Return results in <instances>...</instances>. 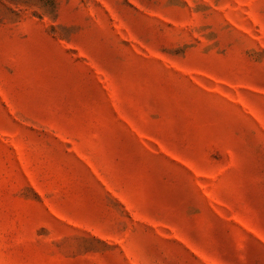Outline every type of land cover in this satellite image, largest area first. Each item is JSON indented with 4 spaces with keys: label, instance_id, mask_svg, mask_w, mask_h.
Returning <instances> with one entry per match:
<instances>
[{
    "label": "rangeland",
    "instance_id": "obj_1",
    "mask_svg": "<svg viewBox=\"0 0 264 264\" xmlns=\"http://www.w3.org/2000/svg\"><path fill=\"white\" fill-rule=\"evenodd\" d=\"M0 264H264V0H0Z\"/></svg>",
    "mask_w": 264,
    "mask_h": 264
}]
</instances>
